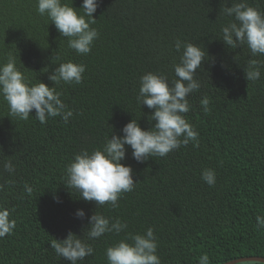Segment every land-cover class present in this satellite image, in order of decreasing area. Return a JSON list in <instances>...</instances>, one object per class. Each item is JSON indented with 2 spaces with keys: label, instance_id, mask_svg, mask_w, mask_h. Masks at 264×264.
I'll return each mask as SVG.
<instances>
[{
  "label": "trees",
  "instance_id": "16d2710c",
  "mask_svg": "<svg viewBox=\"0 0 264 264\" xmlns=\"http://www.w3.org/2000/svg\"><path fill=\"white\" fill-rule=\"evenodd\" d=\"M237 2L99 0L91 25L99 38L89 54L78 55L38 14L36 0H0V63L12 54L32 83L50 87L53 63L86 65L80 84L57 86L73 111L68 122L54 117L41 124L35 110L27 121L19 120L0 98V206L14 209L16 220L12 234L0 238V264H70L50 247L69 232L94 249L78 264H108V247L149 228L161 264H198L205 253L210 264L264 257V228L257 227V217L264 216V55L252 56L246 45L229 48L220 39L222 28L234 20L223 9ZM248 3L264 12V0ZM82 4L72 2L77 9ZM177 40L197 44L208 54L197 70L201 86L189 95L185 114L199 133V147L189 143L143 163L128 148L122 163L133 169V191L123 193L116 208L81 199L64 185L66 166L76 154L102 148L111 129L122 135L120 129L134 118L145 130L155 124L149 120L151 110L137 103L140 78L153 72L170 84L176 79L173 65L183 51L176 50ZM251 60L258 61L261 72L256 81L245 79ZM204 97L210 101L207 113L200 103ZM7 161L14 172L5 171ZM204 169L215 171L214 185L202 180ZM78 209L86 213L84 219L75 216ZM94 212L119 218L128 227L119 235L89 239L88 217Z\"/></svg>",
  "mask_w": 264,
  "mask_h": 264
},
{
  "label": "clouds",
  "instance_id": "9594fccd",
  "mask_svg": "<svg viewBox=\"0 0 264 264\" xmlns=\"http://www.w3.org/2000/svg\"><path fill=\"white\" fill-rule=\"evenodd\" d=\"M72 2L36 0V10L40 16L47 17L60 36L67 40L68 49L78 55H87L94 41L99 38L97 29L91 27L96 22L93 14L97 11L99 0H83L79 9L73 7ZM223 11L226 16L234 17L222 28L220 39L223 43L232 49L246 45L252 56L264 55V12L251 6L248 0L226 6ZM175 48L178 52L183 48V51L179 62L173 65L176 79L171 84L165 75L153 72L140 78L137 103L151 110L149 120L155 121V124L145 130L134 118L120 129L122 135H117L111 129V138L109 135L105 137L102 148L91 153L84 150L76 154L66 166L64 185L69 190L77 191L81 199L94 202L96 207L109 204L116 208L121 195L133 191L137 183L133 179V169L122 163L128 148L131 149L132 158L143 163L153 157H165L189 143L199 147V133L185 114L191 107L189 95L201 86L196 75L206 61L207 52L197 44L179 40L175 42ZM53 59L60 60L58 56ZM257 63L251 60L249 67L244 70L247 81L260 79ZM53 64L57 66L51 72L47 67L44 68L47 69L44 72H49L48 80L52 82L50 87L41 81L32 83L25 72L17 67L16 57L12 54L6 57V62L0 63V98L7 103L11 117L27 121L35 110L34 117L44 124L49 118L60 117L68 122L73 116V111L61 99L62 93L57 90V86L61 83L80 84L86 65L72 60ZM200 103L207 113L210 110L208 97H204ZM4 169L12 173L15 166L7 161ZM201 178L209 186L216 183V173L212 169H204ZM24 187L28 194L32 193L33 189L27 183ZM3 188L4 185L0 184V190ZM54 199L59 202L57 197ZM12 212L14 209L0 206V238L11 235L16 228V220L11 218ZM75 216L84 219L86 213L78 209ZM127 227V223L119 218L112 219L94 212L88 217L87 235L89 239H98L107 233L119 235ZM257 227L264 228V216L257 217ZM50 247L58 257L70 264H78L94 254L93 247L72 232L63 240L53 239ZM157 248L154 230L149 228L142 234L128 233L126 239L108 247L105 255L108 264H161ZM198 264H210L207 253L199 257Z\"/></svg>",
  "mask_w": 264,
  "mask_h": 264
},
{
  "label": "water",
  "instance_id": "95a60500",
  "mask_svg": "<svg viewBox=\"0 0 264 264\" xmlns=\"http://www.w3.org/2000/svg\"><path fill=\"white\" fill-rule=\"evenodd\" d=\"M245 261H255V262H261L264 263V258L259 256H246V257H240L232 260L225 261L221 264H235L238 262H245Z\"/></svg>",
  "mask_w": 264,
  "mask_h": 264
}]
</instances>
